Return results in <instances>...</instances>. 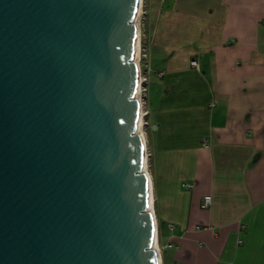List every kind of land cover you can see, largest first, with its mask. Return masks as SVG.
I'll return each mask as SVG.
<instances>
[{
  "label": "water",
  "instance_id": "95a60500",
  "mask_svg": "<svg viewBox=\"0 0 264 264\" xmlns=\"http://www.w3.org/2000/svg\"><path fill=\"white\" fill-rule=\"evenodd\" d=\"M140 4L0 0V264H161Z\"/></svg>",
  "mask_w": 264,
  "mask_h": 264
},
{
  "label": "crops",
  "instance_id": "0c3cea01",
  "mask_svg": "<svg viewBox=\"0 0 264 264\" xmlns=\"http://www.w3.org/2000/svg\"><path fill=\"white\" fill-rule=\"evenodd\" d=\"M143 4L161 264H264V0Z\"/></svg>",
  "mask_w": 264,
  "mask_h": 264
},
{
  "label": "bare ground",
  "instance_id": "6f19581e",
  "mask_svg": "<svg viewBox=\"0 0 264 264\" xmlns=\"http://www.w3.org/2000/svg\"><path fill=\"white\" fill-rule=\"evenodd\" d=\"M141 4H140V8L138 11V17H137V28H138V39H137V51H136V60L138 65H140V60H141V44H139L140 38H141V19H142V15H143V3L144 0H140ZM146 79H144V76L141 72L140 75V85H139V89H138V99L140 101L141 104V118H140V122H139V133L142 135V138L144 140L145 143V150H146V154H145V160H144V171L148 176L149 179V189H150V204H149V210L150 212H152L155 216V223H156V236H155V248L158 252V254L160 255V248H159V242H158V222H157V218H156V214H155V209H154V188H153V182L151 179V174L149 172V159H150V153H149V148H148V141H147V136L145 133V127H146V110H145V106H144V102L142 101V94H144V89L142 84L144 83ZM161 259V257H160Z\"/></svg>",
  "mask_w": 264,
  "mask_h": 264
},
{
  "label": "built area",
  "instance_id": "2783aa9c",
  "mask_svg": "<svg viewBox=\"0 0 264 264\" xmlns=\"http://www.w3.org/2000/svg\"><path fill=\"white\" fill-rule=\"evenodd\" d=\"M141 23H142V20H141ZM140 26H141V24H140ZM139 44H141L140 69H141V72H142V74H143V76H144V79H146V80L144 81V83L142 84V86L145 87V90H144L145 98H143V100H142V101L144 102V106H145V99H146V85H147V82H148V80H147L148 66H146L145 71H143L144 68H143V64H142V60H143L142 57H143V58H146L147 50H146V42L144 43V45H143V42H142V31H141V38H140ZM191 67H192V68H195V69H198V68H199L198 60H193V61L191 62ZM145 110H146V107H145ZM141 115H142V114H141ZM147 115H148V111L146 110V117H147ZM185 188H187V189H192V188H193V185H191V184H186V185H185ZM212 202H213V198H212V196H205L204 199H203V201H202V205H201V206H202V209H209V208L211 207V205H212Z\"/></svg>",
  "mask_w": 264,
  "mask_h": 264
},
{
  "label": "rangeland",
  "instance_id": "374dc122",
  "mask_svg": "<svg viewBox=\"0 0 264 264\" xmlns=\"http://www.w3.org/2000/svg\"><path fill=\"white\" fill-rule=\"evenodd\" d=\"M143 9H144V4H143ZM142 23H141V31H142V42H143V45H144V43L146 42V50H147V55H146V58H143L142 57V64H143V68H144V70L143 71H145V68H146V66H148L149 67V64H147V62L149 61V45L147 44V37H146V34H145V32H144V30H143V25H144V21H145V15H144V12H143V15H142ZM149 69H150V67H149ZM148 69V74H147V79L148 78H150L151 77V73H150V70ZM150 73V74H149ZM152 81H153V84L151 83V85H150V89H151V96L153 97V88H154V84L156 83V81H157V77L155 76V75H153L152 76V79H151ZM143 89L145 90V87L143 86ZM143 98H145V94H142V99ZM146 119V127H145V133L147 134L148 132H149V125H148V122H147V117L145 118ZM147 136V135H146ZM151 168H150V159H149V172L151 173Z\"/></svg>",
  "mask_w": 264,
  "mask_h": 264
}]
</instances>
